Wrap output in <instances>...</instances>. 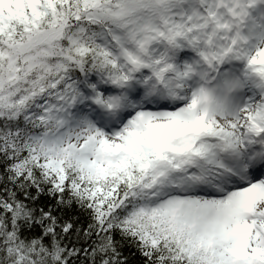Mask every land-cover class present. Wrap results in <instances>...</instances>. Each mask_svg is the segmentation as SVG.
Listing matches in <instances>:
<instances>
[{
	"label": "snow or ice",
	"instance_id": "snow-or-ice-1",
	"mask_svg": "<svg viewBox=\"0 0 264 264\" xmlns=\"http://www.w3.org/2000/svg\"><path fill=\"white\" fill-rule=\"evenodd\" d=\"M0 264H264V0H0Z\"/></svg>",
	"mask_w": 264,
	"mask_h": 264
}]
</instances>
